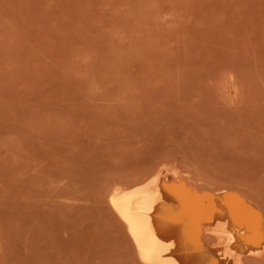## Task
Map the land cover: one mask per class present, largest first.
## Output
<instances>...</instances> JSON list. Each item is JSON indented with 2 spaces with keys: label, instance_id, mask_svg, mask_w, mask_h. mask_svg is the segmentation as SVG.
I'll list each match as a JSON object with an SVG mask.
<instances>
[{
  "label": "rangeland",
  "instance_id": "obj_1",
  "mask_svg": "<svg viewBox=\"0 0 264 264\" xmlns=\"http://www.w3.org/2000/svg\"><path fill=\"white\" fill-rule=\"evenodd\" d=\"M161 170L264 211V0H0V264H145Z\"/></svg>",
  "mask_w": 264,
  "mask_h": 264
},
{
  "label": "bare ground",
  "instance_id": "obj_2",
  "mask_svg": "<svg viewBox=\"0 0 264 264\" xmlns=\"http://www.w3.org/2000/svg\"><path fill=\"white\" fill-rule=\"evenodd\" d=\"M161 172L128 187L118 183L111 188L112 205L108 199L141 263L248 264L251 257L264 256V211L258 201L259 207L247 193L202 188L182 173Z\"/></svg>",
  "mask_w": 264,
  "mask_h": 264
}]
</instances>
